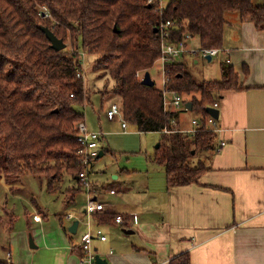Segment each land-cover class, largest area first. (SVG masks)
Returning a JSON list of instances; mask_svg holds the SVG:
<instances>
[{
	"label": "trees",
	"instance_id": "1",
	"mask_svg": "<svg viewBox=\"0 0 264 264\" xmlns=\"http://www.w3.org/2000/svg\"><path fill=\"white\" fill-rule=\"evenodd\" d=\"M158 5L147 0H0V182L15 190L22 176H44L51 188L63 174L79 173L76 124L84 121L82 108L89 102L84 82L76 76L83 73L79 49L101 56L103 63L116 62L125 122L140 133L168 131L154 155L167 184L198 181L207 167L201 160L191 167L189 160L196 153L217 152L206 108L219 102L222 91L240 88L237 74L224 62L219 81L197 82L183 63L166 67L168 89L192 95L191 111L203 117L193 136L173 129L171 120L177 122L178 112H165L161 91L154 84L142 85L139 76L160 55L161 22L171 23V42L188 33L201 48L222 50L225 13L236 12L240 20L264 30V0L262 5L253 0H168L161 11ZM43 27L63 43L69 39L71 49L53 50ZM110 217L104 213L99 220L110 222ZM169 264H189L188 252Z\"/></svg>",
	"mask_w": 264,
	"mask_h": 264
},
{
	"label": "crops",
	"instance_id": "2",
	"mask_svg": "<svg viewBox=\"0 0 264 264\" xmlns=\"http://www.w3.org/2000/svg\"><path fill=\"white\" fill-rule=\"evenodd\" d=\"M257 1L253 3L259 5ZM224 18L222 52L216 62L220 75L207 80L219 81L220 65L226 62L237 74L240 88L219 94L216 145L221 141L225 145L217 152L193 156L207 167L198 181L169 186L164 167L154 157L139 166L112 171L110 181L103 184L89 176L94 190L90 197L107 204L103 212L90 216L84 212L88 195L77 175L72 177L75 185L65 191L58 214L26 184L16 183V189L10 190L2 182L3 193L20 197L27 205L19 211L1 202L0 218L7 224L0 225V230L7 235L0 243V262L83 264L82 237L99 227L106 239L94 236L92 248L109 264H169L186 252L189 264H264V30L240 20L236 12L225 13ZM194 39L188 42L190 47ZM184 61L199 63L190 54L174 63ZM187 114L198 115L187 108L178 111V131L190 130L181 129ZM96 132L101 135V157L110 149L105 132ZM54 184L47 186L51 193L56 191ZM112 188L115 193H108ZM68 213L72 218L66 217ZM104 213L111 214L110 222L99 220ZM114 214L124 216L123 225L114 222ZM51 215L55 221L49 222ZM20 218L24 223L17 228ZM74 221L77 226L70 231Z\"/></svg>",
	"mask_w": 264,
	"mask_h": 264
},
{
	"label": "rangeland",
	"instance_id": "3",
	"mask_svg": "<svg viewBox=\"0 0 264 264\" xmlns=\"http://www.w3.org/2000/svg\"><path fill=\"white\" fill-rule=\"evenodd\" d=\"M166 2H168V0H164V4H166ZM257 2L261 5L263 4V0H258ZM44 9L47 12V18L49 14L47 9ZM64 42L67 50H70L72 45L70 44L69 39ZM192 45L198 47L197 38L192 41ZM73 47L76 46L74 45ZM78 52L81 54V68L84 74V77H81V79L84 82V88L88 92L87 94H89V102L82 108L85 114L86 126L94 131H100L101 129L105 132L106 142L110 149L97 160L95 159L93 161L95 163L91 169L89 167L90 175L88 170V178L90 176L93 181L103 184L106 179L107 181H110L109 176L112 171L118 170L122 167L139 166L142 164V160L148 161L149 158L154 157L155 150L157 149L156 146L162 136L159 132H137L136 127L127 122H125L127 126L125 132H123L121 123L124 120L122 119V116H117L113 121H108L106 117L107 109L113 102H117L120 105L121 100L119 86H116V79L114 77L117 69V66L115 65L116 62L113 61L114 63H108V61H106L107 63H103L101 56H98L97 54L84 53L81 49H79ZM195 57L199 61L198 64H193L191 61H184L183 64L185 69L194 79H196L197 82H202L207 79L214 80L213 78H216L217 76L219 77L220 74H216L217 69H219V65L216 64L218 61L217 57L212 58L209 62L207 59L202 58L200 54L195 55ZM160 70L161 63L159 61H156L148 70L150 78L154 83V87L156 89L159 88V90L162 88L163 83V75ZM141 77H143V73L140 78ZM195 96L198 95L195 94ZM191 97L192 95L184 94L180 96V100L181 102H184ZM192 118L193 115L191 114L183 116L181 129L191 128L190 121ZM197 160L198 158L191 157L189 165L191 167L195 166ZM18 181L29 186L35 195L40 196V199L50 206L51 210H57L54 211L55 213L57 212V214L60 212L61 202L66 195V189L69 186L75 185L72 177L68 174H63L61 180L54 184L57 185L54 193L48 191L47 179L44 176L25 175L20 177ZM89 181L91 182L90 179ZM1 183L2 182H0V184ZM1 202L2 205H7L9 207L15 205L19 211H23V205H27L26 200L18 196H13L12 194H5L0 189V205ZM52 220L55 221L53 215L50 216L49 222ZM16 223L19 224H15L16 227L21 228L24 221L20 218V221ZM6 224L7 221H3L0 218V225L5 226ZM6 235L7 232L3 233L0 230V243L2 239H6Z\"/></svg>",
	"mask_w": 264,
	"mask_h": 264
},
{
	"label": "built area",
	"instance_id": "4",
	"mask_svg": "<svg viewBox=\"0 0 264 264\" xmlns=\"http://www.w3.org/2000/svg\"><path fill=\"white\" fill-rule=\"evenodd\" d=\"M148 4H159L158 5V11H161L164 6V0H147ZM44 9V8H42ZM41 9V10H42ZM42 16L46 17L47 12L42 10ZM171 23L169 21L161 22L158 27V31L160 34V55L157 59L161 63V70L160 72L163 75V88H162V105L165 112H178L182 108L186 110V107L184 106L183 102L180 100V96L175 92L171 91L167 88V82L169 80L168 78V71L166 67L173 63L178 57H180L183 54H190V55H197L200 54L202 58L207 59L209 57L210 59L214 57H218V55L222 52L221 49L218 48H201V47H190L188 45V42L193 39L192 35L185 34L183 40H180L178 42H171L168 40L169 37V26ZM139 76V74H137ZM77 77H84L83 73L78 72L76 74ZM140 77V76H139ZM142 78V77H141ZM211 108L218 110V102H215ZM117 116H121L120 113V107L117 102L111 103L110 107L106 111V117L108 120H113ZM203 117L201 115H197L195 118L191 120V128L188 131L180 130L179 132L186 133L187 135L193 136L197 128L199 127L200 120ZM207 125L211 127V131H213L216 135L220 131V128L217 126V119L213 116H210L208 114V118L206 119ZM171 124L173 129L175 131H178L176 129L177 122L175 119L171 120ZM126 123L125 121H122L121 127L123 130L126 129ZM76 140L79 143V149L76 151V157H77V165L80 167V171L77 174V178L79 179L82 188L84 189L85 193L88 195V199L85 202L84 205V212L90 216L94 213H101L106 208V203L100 201L99 199L94 198L92 199L90 196L94 192L91 182L88 178V170L91 165V163L97 159L101 153V149L99 147V141L101 138V135L99 132L96 131H90L87 129L86 124L84 121H80L76 124ZM167 133L168 131H164ZM225 145V142L221 141L216 146V151H219L223 146ZM110 194H114L115 190L111 189L108 191ZM67 218H72L71 214H66ZM114 222L123 225L124 224V216L121 214H115L113 216ZM87 223V222H86ZM94 233V234H93ZM86 232L83 237L82 241L80 243L81 247V262L83 264H95V256L96 253L92 248V241L94 236L98 238L99 240L104 241L106 239L105 235L103 234L102 230L99 227L95 228L94 232Z\"/></svg>",
	"mask_w": 264,
	"mask_h": 264
},
{
	"label": "water",
	"instance_id": "5",
	"mask_svg": "<svg viewBox=\"0 0 264 264\" xmlns=\"http://www.w3.org/2000/svg\"><path fill=\"white\" fill-rule=\"evenodd\" d=\"M42 33H44L45 37L47 38V40L50 42V46L53 50L55 51H60L62 50L66 45L65 43L62 42V40L58 39L51 30H49L46 27L41 28ZM156 31V29L154 30ZM207 60L209 61L210 58L207 57ZM141 84L144 86H149L152 87L153 86V81L150 78L149 72H145L142 79H141ZM185 107L187 108V110L191 109V104L190 103H186ZM206 113L209 114L210 116H213L214 118H218V110L211 108V107H207L206 108ZM158 146V145H157ZM156 146V147H157ZM193 153V151H192ZM77 226V222L74 221L73 224L71 225V227L69 228L70 231H73L75 229V227ZM95 264H109L106 260L101 259L98 255L95 256Z\"/></svg>",
	"mask_w": 264,
	"mask_h": 264
},
{
	"label": "bare ground",
	"instance_id": "6",
	"mask_svg": "<svg viewBox=\"0 0 264 264\" xmlns=\"http://www.w3.org/2000/svg\"><path fill=\"white\" fill-rule=\"evenodd\" d=\"M211 60V59H210ZM233 69V68H232ZM224 142V141H223ZM80 168V167H79ZM109 189H110V187H109ZM113 189V188H112ZM65 214V213H64ZM119 225V224H118Z\"/></svg>",
	"mask_w": 264,
	"mask_h": 264
}]
</instances>
